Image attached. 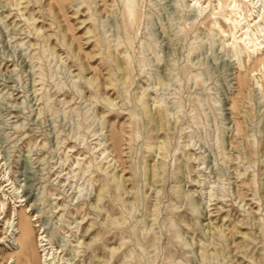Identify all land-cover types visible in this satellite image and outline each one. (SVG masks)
I'll list each match as a JSON object with an SVG mask.
<instances>
[{"label": "clouds", "instance_id": "1", "mask_svg": "<svg viewBox=\"0 0 264 264\" xmlns=\"http://www.w3.org/2000/svg\"><path fill=\"white\" fill-rule=\"evenodd\" d=\"M88 2L102 55L110 61L104 65L106 82L112 85L115 112L123 123L113 125L107 119L110 109L104 116L94 112L83 93L41 62L37 74L43 94L58 97L63 92L73 99H57L47 108L48 127L42 125L24 145L37 210L43 209L52 233L63 235L66 250L82 253L61 264H85L89 255L81 240L83 220L78 217L89 219L97 232L112 236L102 245L103 256L93 252L87 264H264V225L230 248V238L204 234L189 201L177 199L171 190L169 201L184 211L173 214L162 204L157 221L153 205L145 208L135 191L125 195L106 190L109 177L93 152L101 140L120 143L137 156L143 171L150 170L148 161L165 148L174 153L177 148L199 147L205 136L214 144L217 126L231 123L238 106L242 116L254 107L246 95H234L233 68L238 67L249 83L257 79L264 83V0ZM0 5L11 7L12 0H0ZM256 104L264 109V88ZM15 131L11 139L19 145L25 137L20 136L22 129ZM69 141L79 149V158L68 150ZM10 167L11 160L0 150V179H7ZM65 169L77 181L72 188L78 194L74 199L65 196L61 203V192L67 188H60L59 178L68 174ZM148 187L155 190L156 185ZM4 191L17 192L11 182L0 188V193ZM145 215L148 220L142 224ZM252 249L261 250L260 255ZM16 264L32 262L17 260Z\"/></svg>", "mask_w": 264, "mask_h": 264}, {"label": "rangeland", "instance_id": "2", "mask_svg": "<svg viewBox=\"0 0 264 264\" xmlns=\"http://www.w3.org/2000/svg\"><path fill=\"white\" fill-rule=\"evenodd\" d=\"M0 8H3L0 11V150L6 160H11V167L5 173L7 179H0V188L11 182L17 190L0 193V204L5 203L0 211V262L10 264L14 259L20 260L16 252L25 247L23 259L28 258L32 264L37 261L45 264L41 261L45 247L39 249L36 242L42 236L43 244H48L47 251H51L48 262L61 264L82 253L80 249L66 250L63 235L52 233L43 209L37 210L36 186L30 178L24 145L42 130V125L48 127L47 108L57 99L71 101L73 97L63 92L58 97L44 95L37 69L41 62L49 71L54 68L64 82L73 84L91 101L94 112L104 116L105 109H110L107 119L115 125L122 124L123 119L116 115V98L112 85L106 82L104 65L110 61L102 55L103 45L88 0H12L11 7L0 5ZM233 72L234 95H246L254 107H249L242 116L238 106L231 123L217 126L214 144L205 136L199 147L177 148L174 153L165 148L160 156L148 161L150 170L143 171L137 156L120 143L101 140L93 149L95 160L109 177L108 192L115 189L126 195L128 190L135 191L145 208L149 203L153 205L158 221L162 204H167L173 214L184 211L179 204L169 201L168 190L174 191L177 199L183 197L191 204L197 227L206 235L230 238V248L248 240L258 225H264V109L256 104L264 83L259 79L251 83L242 79L238 67ZM41 116L45 117L44 121ZM17 128L22 129L20 136L25 137L19 145L11 139L16 136ZM113 148L120 156L118 159ZM68 150L79 158L74 141L68 142ZM65 172L68 174L59 178L60 188H67L66 193L61 192V203L65 196L74 199L78 194L72 188L77 181L68 169ZM149 185H156L155 190ZM185 187L188 191H184ZM21 199L23 202H18ZM15 210L19 214L15 222L18 227L15 235L9 236L4 231V217H14ZM72 212L75 215L76 209ZM78 218L83 220L80 230L82 243L89 251L84 257L87 264L93 252L103 256L102 245L112 236L97 232L89 219ZM147 220L145 215L140 223ZM146 227L151 229L152 224L147 223ZM252 251L258 256L261 250Z\"/></svg>", "mask_w": 264, "mask_h": 264}, {"label": "bare ground", "instance_id": "3", "mask_svg": "<svg viewBox=\"0 0 264 264\" xmlns=\"http://www.w3.org/2000/svg\"><path fill=\"white\" fill-rule=\"evenodd\" d=\"M254 19H258V17H255ZM116 146V145H115ZM112 152L114 153V156H115V158H117L118 159V157H120V156H118V153H117V151H116V149L115 148H113L112 149ZM111 152V153H112ZM22 198V197H21ZM18 202H23V200L21 199L20 201H18ZM3 205H5V203H3ZM3 208H5V206H3ZM5 211V210H4ZM3 211V212H4ZM28 212V211H27ZM1 214H3V213H1ZM14 217H11V218H9V219H7V216H5L4 217V231H5V234L6 235H9V236H14L15 235V230H16V228L18 227V222L17 223H15L18 219H19V214L17 213V210H15L14 211ZM28 227H29V229L31 230V232H32V228H31V224L30 223H28ZM18 232V231H17ZM42 235V234H41ZM30 238H31V236H30ZM36 242H37V246H38V248L39 249H41L42 247H45L41 252H44V254H42V256H41V261L43 262V263H45V264H51V262H48L49 261V259H50V252L51 251H47L48 250V247H47V245L48 244H43V242H44V240H43V238H42V236H40V237H37V239H36ZM47 247V248H46ZM27 250H26V248L24 247V248H22V250L21 251H18V252H16V254H18V256L20 257V260H27V261H30L28 258H25V259H23V254L26 252ZM47 251V252H46ZM16 259H14V260H12L11 261V263L10 264H16ZM0 264H2V261L0 262Z\"/></svg>", "mask_w": 264, "mask_h": 264}]
</instances>
